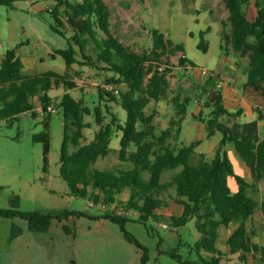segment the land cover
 <instances>
[{"label": "trees", "instance_id": "obj_1", "mask_svg": "<svg viewBox=\"0 0 264 264\" xmlns=\"http://www.w3.org/2000/svg\"><path fill=\"white\" fill-rule=\"evenodd\" d=\"M19 1L27 0H0V6L14 8ZM51 1L54 6L40 14H50L54 20L51 30L60 36L66 38L65 24L72 32L67 38L68 48L56 49L50 54L64 60L65 72L49 70L41 74H25L24 64L17 53L22 44L8 50L0 61V123L11 124L26 113L36 118L38 113L33 99L40 97L42 111L48 116L42 121L43 130L33 136V141L42 144L43 172L47 173L52 141V115L48 107L54 100L49 92L77 87L69 72L77 63L111 73L105 80L106 88L96 87L99 105L94 110L86 105L85 100L77 101L69 92L63 94L57 106L65 123L60 176L67 183L71 195L108 208L109 211L101 217L121 227L125 238L142 251L143 264L147 262V249L126 231L129 219L125 214L138 213L137 222L144 225L150 218L159 220L161 216L157 211L165 205V196L170 190L175 191V201L183 206V212L170 218L169 228L185 226L195 219V227L200 234L195 248L203 264H220L224 256L217 248L220 229L231 227L235 229L226 239L229 254L239 255L242 264H248L250 259L253 264H264V245L253 241L255 231L250 226L258 207L264 220V194L260 202L253 197L264 180V138L259 135V122L264 121V0H254L257 11L252 19L243 11L249 0H222L232 27L229 34L224 32L222 39L226 47L231 46L249 63L248 66L241 63L238 66L246 76L243 94L256 101L257 120L237 122L242 110L230 113L226 109L221 92L216 89L215 80L219 78L216 74L207 79L194 97L176 95L173 99L175 117L162 131H158L154 124L155 114L148 115L146 109L151 102H159L167 94L171 72L169 57L183 52V46L174 44L164 33L154 29L151 50L135 52L111 32L110 12L104 0ZM198 47L207 51L204 41ZM78 55L82 60L77 59ZM187 64L195 66L186 56L179 59L180 67ZM120 86L125 90H118ZM214 93L216 98L211 103ZM194 99L211 110L206 118L202 113L195 117L204 124L207 138L220 132L222 139L211 160H206L202 154L198 162L191 165L190 160L201 141L180 148L173 147L172 142L178 140L188 106ZM112 103L125 113L124 120H120L119 112L113 111ZM107 115L110 116L109 121H106ZM87 116L93 117L98 129L93 139L84 143V130L91 128V123L86 122ZM114 137L120 138L119 148L115 150L120 163L111 171L100 170L95 164L113 151L110 145ZM227 143L233 144L249 170L250 181L235 173L225 150ZM178 169L180 171L170 180L162 181L166 170ZM231 177L238 185L236 192L230 188ZM125 193L128 198L123 201L121 197ZM68 215L0 209V217L20 218L26 222L29 231L41 233L50 229L53 220L62 221ZM22 232L20 226L13 224L10 240ZM66 232L70 231L66 229ZM201 252L209 254L210 260L203 258ZM170 257L185 264L175 250Z\"/></svg>", "mask_w": 264, "mask_h": 264}, {"label": "rangeland", "instance_id": "obj_2", "mask_svg": "<svg viewBox=\"0 0 264 264\" xmlns=\"http://www.w3.org/2000/svg\"><path fill=\"white\" fill-rule=\"evenodd\" d=\"M104 2L110 12L111 32L126 47L138 53L150 51L153 45L152 31L157 29L174 44L182 45L184 48L183 52H177L169 57L171 72L168 78L171 85L167 94L159 102H151L146 109L148 115L155 114L154 124L158 131L165 130L170 120L175 117L173 99L176 95L198 94L201 88L202 81H191L185 68L179 66L181 57L185 55L192 61L197 73L203 78L207 76L201 74L202 70L219 74L235 61L238 64L247 61L235 53L231 46L224 45L222 35L224 32L229 34L232 27L229 12L222 0H104ZM53 6L54 2L51 0L19 1L15 3L14 8L0 6V60L8 50L22 44L17 53L24 64L23 73L41 74L49 70L65 72L64 60L60 56L53 58L50 54L56 49L68 48L67 38L71 37L72 32L65 24L66 38L60 36L51 30L54 20L50 14H40L41 11L51 9ZM243 11L252 19L257 11L254 0H249ZM202 41L207 44L206 52L198 47ZM77 59L82 60L79 55ZM69 72L77 87L70 90L54 89L49 92L54 99L51 106L57 112L51 114L52 141L47 173L43 172L42 144L33 141V136L43 130L42 121L48 116L42 111L40 97L36 96L33 99L38 113L36 118H33L31 113H26L11 124L0 123V209H15L22 213L38 211L51 215L69 213L62 221L53 220L46 233L30 231L34 235L37 249L36 253L29 254V259L33 262H37V257L40 256L45 264H143L142 251L125 238L121 227L101 217L109 209L71 195L67 183L60 176V154L65 123L57 106L63 94L69 92L77 101L85 100L86 105L94 110L99 105L96 87L106 88L105 80L111 75L79 63L74 64ZM178 82L184 83L185 88ZM117 89L125 90L123 86ZM110 105L114 112H119L120 120H124L125 113L122 109L113 103ZM196 107L194 101L190 103L177 142L180 148L197 139H203L190 160L191 165L198 162L200 157L198 153H206L209 157L206 156V160H211L215 154V146L222 139L220 132L207 138L206 132L199 130V124L191 115V111ZM209 113L210 109H202L203 117L206 118ZM109 120L110 116L107 115L106 121ZM254 120L256 113L246 111L242 117L243 123ZM86 122L91 123V128L84 130V143L91 141L98 129L92 116H87ZM261 133L264 134V126H261ZM119 140V137L113 138L110 145L113 151L106 158L100 159L95 164L96 168L111 171L119 165L120 161L115 152L119 148ZM226 150L236 173L242 160L231 143L227 144ZM178 170H166L162 175V181L170 180ZM261 191L264 192V182ZM253 197L260 202L261 194H254ZM127 198V193L121 197L123 201ZM175 198V191L170 190L165 196L166 205L161 210L179 214L182 206L173 202ZM125 216L129 219L125 225L126 231L134 235L147 249L146 264H182L170 257L174 250L185 264H203L195 248L200 234L196 230L194 218L185 226L171 229L169 228L171 217L166 213L159 220L150 218L145 225L137 222L139 214L136 212ZM263 222L258 207L250 226L255 231L253 241L259 245H264ZM13 224L29 232L26 222L20 218L0 217V248L10 239ZM66 229L70 232H66ZM233 229L234 227L220 229L218 247L225 254H228L226 238ZM157 252L160 253L158 258ZM23 253L24 257L28 255L26 246ZM201 255L210 260L209 254L201 252ZM224 256L220 264H242L239 255ZM248 264H253L251 259Z\"/></svg>", "mask_w": 264, "mask_h": 264}, {"label": "crops", "instance_id": "obj_3", "mask_svg": "<svg viewBox=\"0 0 264 264\" xmlns=\"http://www.w3.org/2000/svg\"><path fill=\"white\" fill-rule=\"evenodd\" d=\"M241 64L243 65V61H241ZM184 68L186 70V73L189 74V79L191 81H194V80H201L202 81L201 82V87L206 84V81H207V79L210 76L216 75L214 73H209L208 71L202 70L201 74L204 75V76H207V77L203 78V77H201L199 75V73H197L196 66L192 67L190 64H187V66L184 67ZM189 71H190V73H189ZM217 75H219V78L215 80V85H217L218 81H220V80L223 81V83H224L223 88L221 90H219L221 92V95H222L224 106L226 107V109L230 113H235V112H237L239 110H242V116L240 117V119L237 120V122L243 123L242 122V117H243V115H245L246 111L249 112V113H256L255 112L256 101L253 98H251V97L245 96L243 94V91L240 92V87L242 88L243 84L246 82V76L244 75L242 69L238 66V63H236V61L233 64H230L229 66H227L226 69L223 72H220ZM168 79L170 81V78H168ZM178 84L183 85L184 88H185V84L184 83H179L178 82ZM188 84H192L193 85V83H188ZM170 85H171V83H170ZM191 89H192V87H191ZM194 95L195 94L185 95L184 93H182L181 97L182 98H185L186 96L194 97ZM193 101L196 103L197 107H196V109H193L191 111L192 118L199 124V130L200 131H205L204 124L201 121H199L198 119L195 118V117L199 116L200 113H202V109H204V107H202L201 104H199L196 99H194ZM203 103L204 102H202V104ZM188 108H189V106H188ZM207 109H209V108H207ZM230 109H234V110H230ZM187 112H188V110H187ZM256 120H257V113H256ZM261 126H264V121H260L259 122V135H260L261 138H264V134L261 133ZM181 132H182V130H181ZM178 140H179V138H178ZM178 140L176 142H172V146L173 147H178V143H177ZM195 141H201V144H202L203 139L200 138V139H197ZM195 141H193V142H195ZM227 144L225 146V150L227 148ZM217 146H215V147H217ZM215 147H212V149H214ZM226 152H227V150H226ZM195 153H196V150H195ZM198 154H199L198 157L200 155H202V154L207 156L206 153H198ZM213 157H211V158H213ZM240 164L241 165H239V167L237 168L236 174L241 176V177H243L246 181H250V172H249V170L246 168V166L244 165L243 162L240 163ZM179 171H180V169L178 170V172ZM262 182H264V180ZM229 185H230V188H231V190L233 192L237 191L238 185L236 183V180L233 177H231L229 179ZM261 185H262V183L259 185L258 194H261V199H262V196H263L264 192L261 191ZM173 202L176 203V204H179L175 200H173ZM179 205H181V204H179ZM161 209H159L157 211V214L159 216H163L164 213H166L170 217L180 216L182 214V212H183V206H182V210H181V212L179 214H175L173 211L164 212ZM234 229H235V227H234ZM233 230L228 234L227 238L230 236V234L233 232ZM34 241H35L34 235H32L30 233V231L28 232V231H25V230H23V233L20 236H18L17 238H15L13 240L8 239L7 243L4 244L2 248H0V264H45L41 260L40 256L37 257V259H38L37 262H33L32 259L31 260L29 259V257H30L29 254H31L30 252H32V253H36L37 252V249L35 248ZM161 242H162V240H161ZM218 242H219V240H218ZM218 242H217V248L219 249ZM31 245H32V247H29ZM25 246H26V251L28 253V255L26 257H24V253H23ZM1 249H3V250H1ZM221 252L223 253V251H221ZM227 252L229 254L228 247H227ZM223 254L225 255L224 257H226V255H228V254H225V253H223ZM159 255H160V253L157 252V257L156 258H158ZM221 262H223V259L221 260Z\"/></svg>", "mask_w": 264, "mask_h": 264}, {"label": "built area", "instance_id": "obj_4", "mask_svg": "<svg viewBox=\"0 0 264 264\" xmlns=\"http://www.w3.org/2000/svg\"><path fill=\"white\" fill-rule=\"evenodd\" d=\"M66 1L74 2V1H78V0H66ZM223 85H224L223 81H221V80L218 81V83H217V85H216L217 90H221V89L223 88ZM48 112H50L51 114H54V113L57 112V110H56L55 108H53L52 106H49V107H48ZM163 227H164V228H167L166 225H163Z\"/></svg>", "mask_w": 264, "mask_h": 264}, {"label": "water", "instance_id": "obj_5", "mask_svg": "<svg viewBox=\"0 0 264 264\" xmlns=\"http://www.w3.org/2000/svg\"><path fill=\"white\" fill-rule=\"evenodd\" d=\"M243 65H244V66H248L249 63H248L247 61H243ZM215 98H216V93H214L213 98L211 99V103L214 102Z\"/></svg>", "mask_w": 264, "mask_h": 264}]
</instances>
